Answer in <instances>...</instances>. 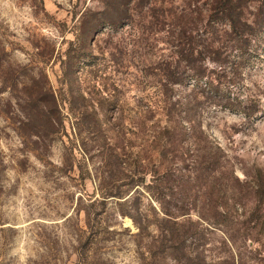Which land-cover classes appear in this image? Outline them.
Segmentation results:
<instances>
[{"label": "rangeland", "instance_id": "obj_1", "mask_svg": "<svg viewBox=\"0 0 264 264\" xmlns=\"http://www.w3.org/2000/svg\"><path fill=\"white\" fill-rule=\"evenodd\" d=\"M242 5L237 45L213 0H0V264H264V0ZM183 26L222 38L194 63L213 84Z\"/></svg>", "mask_w": 264, "mask_h": 264}, {"label": "trees", "instance_id": "obj_2", "mask_svg": "<svg viewBox=\"0 0 264 264\" xmlns=\"http://www.w3.org/2000/svg\"><path fill=\"white\" fill-rule=\"evenodd\" d=\"M216 1L217 4L220 6L219 8V12L218 14H221L224 19L227 21V24L230 28L231 33L233 34V38L235 39V42L239 41V44L243 41V44H245V42L247 40H249L250 35L252 32H250V29H253L252 27V23L245 18L244 12H243V0H213ZM208 14V13H207ZM217 33V31H213L211 29L208 28H203L200 33L199 30H197L196 28H192V27H186L183 26L182 28H180V36L179 39H181L183 42H181L180 44L183 46V44H188V48H183L180 51L181 55H182V59L185 60L187 62V65L189 66L190 72L192 73L191 76L194 77L196 81H198L197 84L193 85V87H199V88H203V86H208V84H213V79H209V75L207 74V69L208 66H200V67H196L194 65V63H196L197 61H207V59H209L210 61L219 64L220 67H222V64H220L223 59L221 58L223 56V54L225 55V52H223V50H218L216 48H214L215 46V42L216 40H222L221 37L215 36V34ZM198 34H206L209 35L208 37H210V41L208 43V45L211 47L210 50L208 49V51H211L213 53H215V56H206L205 59H201V56H203L204 54V50H200L198 47H196L195 45H197V35ZM225 48H227V45L225 44V46H223ZM239 47V46H238ZM228 49V48H227ZM188 50L189 54L187 56L183 55L184 51ZM228 51V50H227ZM243 53H246V50H242ZM222 52V54H221ZM228 54V52H227ZM200 57V58H199ZM181 59V60H182ZM237 66H239L237 64ZM234 66L233 68V72H236V69ZM224 68H221V70ZM225 70V69H224ZM222 71V73L224 74L225 71ZM177 78V77H176ZM206 78V80H205ZM179 78H177V80H174V83H178L177 81ZM200 79V80H199ZM205 80V81H203ZM175 104H172V106H174ZM197 125V124H196ZM167 132H169L167 130ZM198 162V160H197ZM196 162V163H197ZM206 165L208 162H205ZM202 162H198L197 165H201ZM210 164V163H209ZM211 165V164H210ZM214 166V164H212ZM227 212L226 210H224L221 213V215L224 218H221L222 220L220 222H215L216 217L213 218L212 224H210L211 228H214L215 230L219 229V226H223L224 223L227 222ZM221 231L224 233V236L227 240L228 243H230L231 240V236L230 235H226L225 230L221 229ZM197 232V230L195 231V233ZM195 261L197 262V264H200V261H204L203 263L205 264L207 261L205 260V258H202L200 256H196L195 257ZM206 261V262H205ZM199 262V263H198Z\"/></svg>", "mask_w": 264, "mask_h": 264}]
</instances>
